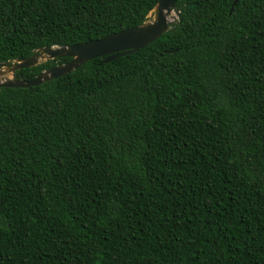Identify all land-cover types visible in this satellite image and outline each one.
I'll return each instance as SVG.
<instances>
[{"label": "trees", "instance_id": "16d2710c", "mask_svg": "<svg viewBox=\"0 0 264 264\" xmlns=\"http://www.w3.org/2000/svg\"><path fill=\"white\" fill-rule=\"evenodd\" d=\"M157 1L0 0V63L138 27ZM174 11L131 55L0 88V264H264V0Z\"/></svg>", "mask_w": 264, "mask_h": 264}, {"label": "water", "instance_id": "95a60500", "mask_svg": "<svg viewBox=\"0 0 264 264\" xmlns=\"http://www.w3.org/2000/svg\"><path fill=\"white\" fill-rule=\"evenodd\" d=\"M176 1L158 0L150 11L153 12V20L151 22H143L138 27L125 29L83 44L41 48L35 51L40 52L38 56L32 54L26 58L13 60L11 62H14V64L11 66H7L10 62L0 63V68L7 67L9 72L13 74V72L20 69H27L40 64L38 63L40 57L43 59L45 56L48 60L55 58L69 59L66 63L41 71L38 75L27 81L15 79L12 75L11 79L0 82V88H27L36 86L42 82L69 74L78 66L95 58L102 57V62L107 63L115 58L131 55L136 50L142 49L155 41L177 21L179 13L174 11V3ZM171 14H173L172 22L167 21V18Z\"/></svg>", "mask_w": 264, "mask_h": 264}, {"label": "rangeland", "instance_id": "374dc122", "mask_svg": "<svg viewBox=\"0 0 264 264\" xmlns=\"http://www.w3.org/2000/svg\"><path fill=\"white\" fill-rule=\"evenodd\" d=\"M153 20V12H149L148 15L146 16V20L144 22H151ZM39 51L38 52H34L33 54L35 56L39 55ZM42 58L38 59V63H42V62H46L48 59H46V57L44 56V58L42 60H40ZM12 64H14V62H10L7 66H11ZM12 74L9 72V70L7 69V67H3L0 68V82H3L6 79H11Z\"/></svg>", "mask_w": 264, "mask_h": 264}, {"label": "bare ground", "instance_id": "6f19581e", "mask_svg": "<svg viewBox=\"0 0 264 264\" xmlns=\"http://www.w3.org/2000/svg\"><path fill=\"white\" fill-rule=\"evenodd\" d=\"M172 18H173V14H171L168 18H167V21H171L172 22ZM42 58V57H40Z\"/></svg>", "mask_w": 264, "mask_h": 264}]
</instances>
